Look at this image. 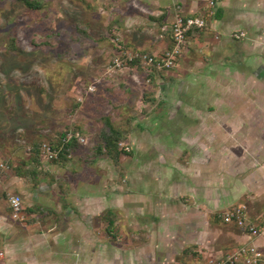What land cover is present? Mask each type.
Returning a JSON list of instances; mask_svg holds the SVG:
<instances>
[{"label":"rangeland","instance_id":"374dc122","mask_svg":"<svg viewBox=\"0 0 264 264\" xmlns=\"http://www.w3.org/2000/svg\"><path fill=\"white\" fill-rule=\"evenodd\" d=\"M42 1L41 10L31 11L19 0H0V164L5 165L0 174V206L11 213L9 199L19 196L25 219L17 223L48 224L54 220L49 206L56 197L59 207L64 200L73 206L70 197L84 192L102 198L103 211L97 219L106 240L120 234L119 226L125 225V214L133 207L158 212L164 208V221L180 227L189 212L206 206L207 187L213 194L208 217L222 230L242 232L222 220L233 208L245 207L252 221L264 218V182L256 173L264 161V151L257 150L264 148V0L231 2L240 14L229 16L224 25L231 27L240 17L235 26L243 36L232 33L223 43L229 48L228 64L218 65L214 73L208 68L202 75L207 82L196 103L198 117L187 115L184 135L173 134L168 124L166 132L173 136L159 128L147 129L166 107L160 102L159 83L176 69L157 70L142 61L143 56L157 59L171 49L155 54L144 44L160 36L165 24L167 41L173 24L127 21L131 0ZM214 7L215 0H210L199 16L204 21L202 31L185 37L181 54L205 34L214 21ZM195 48L198 57L202 52ZM224 56L209 55L205 65L210 66L208 58ZM176 110L171 106L166 117L179 122L186 112ZM106 120L122 131L120 147L131 153L121 155L118 164L105 153L96 155ZM75 127L84 131L80 137L84 142L69 162L48 159L43 146H55L61 133ZM171 140L166 151L153 146ZM34 145L41 152L38 165L30 164ZM244 146L242 162L239 149ZM17 185L22 191H16ZM159 194L166 199L160 200ZM197 194L205 197L192 198ZM109 211L116 222L110 235ZM258 249L264 264V243ZM0 251L8 264L2 244ZM43 257L42 251L35 253V258Z\"/></svg>","mask_w":264,"mask_h":264},{"label":"crops","instance_id":"0c3cea01","mask_svg":"<svg viewBox=\"0 0 264 264\" xmlns=\"http://www.w3.org/2000/svg\"><path fill=\"white\" fill-rule=\"evenodd\" d=\"M209 1L131 0L129 5L132 13H128L126 19L129 22L142 19L148 24L164 21L172 25L177 16L198 18L196 16L202 14ZM234 1L215 0V7L212 10L214 21L205 30L203 36L194 38L193 45L190 42L189 48L180 55L179 61L177 60V65L174 66L176 70L166 76L167 81L159 83V91L162 94H160V102L165 103L166 107L156 113L152 122L153 126L148 127L147 131L149 128H159L160 133L169 136L177 133L184 135L187 129L185 125L187 115L198 117L196 103L200 100L199 92L207 82L202 75L208 71V68L214 73L218 65L228 64L229 48L226 50L224 48L226 44L223 43H227L228 39L233 37L232 33L236 38L238 34L243 36L238 30L240 28L237 29V25L235 26V23L242 21L240 17L230 25L231 27L224 25L229 16H234L236 12L240 14L239 11L231 8V2ZM166 27V24L161 26L160 36L156 39L155 37L148 38L147 44H144L147 50L160 54L172 48L171 37H168L167 41L163 38L165 33H168ZM199 40L201 42L198 43ZM196 46L202 52L198 57L194 54ZM220 53L225 56L219 57L220 60H215V56V59L214 57L208 58L207 64L210 66L205 65L206 57ZM242 62H245V57ZM128 86L132 88L134 85L130 83ZM171 106L178 109L174 113H181V110L186 112H182L181 117L177 116L182 119L181 121L174 122L176 117H166ZM166 121L169 123L166 124ZM176 123H178L177 127ZM168 124L173 127V134L166 132L169 128ZM191 132L194 133V130ZM206 132L201 133L206 134ZM172 141L174 140L167 141L168 143L159 142V145L155 143L153 146L166 151L168 147H172ZM242 148L243 150L239 149V159L243 162L247 148L246 146ZM261 149L264 151L263 147L257 148L258 151ZM205 168H208L207 165ZM258 168L256 173L262 177L264 182V161L260 162ZM15 189L22 191L23 187L17 185ZM205 196L206 201L203 202L206 206H200V209L189 212L180 227L164 221L167 213L164 208L160 212L155 208L133 207L131 210L128 209L125 214L127 222L119 226L120 234L115 233L111 236V240H106L101 232L103 224L97 217L102 214L103 203L102 198L95 193L88 195L78 192L70 197L73 206L68 203V200V202L64 200L66 204L62 202V206L59 207L60 198L56 197L55 202L49 206L53 211L54 220L48 224L17 223L19 221H15L11 213L0 206V244L4 246L8 264H198L199 262L204 264L209 258L213 260L223 258L230 250L239 246L253 243L258 248V245L264 243V238L251 240L245 233L224 231L219 225H213L208 217L210 212L208 202L212 200L213 194L208 191V187ZM205 196L197 194L192 198L199 199ZM158 197L162 201L166 199V196L162 194ZM153 198L157 197L153 196ZM261 198L264 199V195ZM147 210L150 212L147 213ZM263 219L259 217L254 221L250 220L259 223ZM115 228L116 222L111 228L107 223L108 234H111L109 232L111 229L115 231ZM40 251L44 253V257L35 258V253Z\"/></svg>","mask_w":264,"mask_h":264},{"label":"built area","instance_id":"2783aa9c","mask_svg":"<svg viewBox=\"0 0 264 264\" xmlns=\"http://www.w3.org/2000/svg\"><path fill=\"white\" fill-rule=\"evenodd\" d=\"M204 21L202 18H186L177 16L173 23L172 37L173 46L157 59L147 56L142 57V61L149 66H154L157 70L173 68L181 52L186 44V33L193 27L202 29ZM72 138V134L67 136V141ZM79 143H83L82 138H78ZM43 151L50 160H54L58 156V152L52 149L49 145L43 146ZM5 169L4 164H0V174ZM9 208L11 216L15 221H23L25 215L23 213L22 200L19 196H12L9 199ZM245 207L233 208L223 214V221L239 228L245 233L249 239L264 238V220L259 223L252 222L244 212ZM262 259V254L259 249L253 244L239 246L230 250L223 258L213 260L209 258L204 264H259ZM0 264L4 263V253L0 251Z\"/></svg>","mask_w":264,"mask_h":264},{"label":"trees","instance_id":"16d2710c","mask_svg":"<svg viewBox=\"0 0 264 264\" xmlns=\"http://www.w3.org/2000/svg\"><path fill=\"white\" fill-rule=\"evenodd\" d=\"M19 1L22 2L31 11L41 10L44 6V3L42 0H19ZM207 14L209 15L208 12H207ZM207 14L204 15L205 20H207L209 18V16ZM199 16H201V15H197L196 17H199ZM193 18H195V17H193ZM172 29H173V25H172L171 30H170L171 39L173 41ZM201 31H202V29H199L197 27H193L186 33V38L187 39L192 38L195 35L199 34ZM138 63L139 62L136 61V64H138ZM149 77L151 78L152 81H154L153 75H150ZM105 125H106V128L98 134V142L99 143L95 148L96 155H102L103 153H105L115 164H118L121 155H131V153L129 151H126L125 148L120 147V144L124 141L122 131L120 129H115L108 120L105 121ZM70 132L69 133L68 132L61 133L59 135L60 136L59 142L55 146L52 147L53 150L58 152V156L56 159H54L52 161H54L56 163H59V162L67 163V162H69L68 157L71 156V154L80 146V144L78 142V138H80L82 135H84V131L79 127H75ZM69 134H72V138L69 141H67V136ZM32 150L34 151L33 152L34 158H32V161L30 162V164L38 165L41 161V152L39 151V148L37 145H34ZM3 197L5 198L6 196L3 195ZM1 200L2 199L0 197V201ZM32 212H33V210H30V213H32ZM114 217H115L114 212L109 211L108 212V218H107L109 228L113 227L115 224ZM109 232H111V231H109Z\"/></svg>","mask_w":264,"mask_h":264}]
</instances>
